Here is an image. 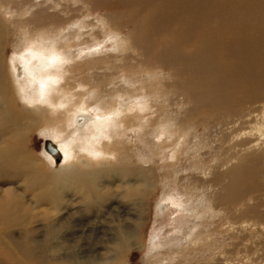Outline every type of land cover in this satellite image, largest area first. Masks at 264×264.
Here are the masks:
<instances>
[{
    "label": "bare ground",
    "instance_id": "bare-ground-1",
    "mask_svg": "<svg viewBox=\"0 0 264 264\" xmlns=\"http://www.w3.org/2000/svg\"><path fill=\"white\" fill-rule=\"evenodd\" d=\"M94 1L107 10L89 18L93 11L65 15L56 0H0V247L8 251L3 234L28 237L44 227L36 210L56 203L65 188L93 201L105 196L104 178L112 175L130 201L144 202L161 188L159 209L176 204L185 214L175 227L179 235L152 241L153 248L182 252L175 263L163 256L159 264L214 259L204 251L223 245L212 234L217 218L225 219L228 238L239 234L240 241L222 246L216 264L256 261L240 245L252 237L249 229L264 224V108L256 105L264 101V59L253 60L247 50L238 65L220 60L215 44L216 28L227 23L263 30L264 0ZM142 3H150L149 12L139 10ZM184 19L190 43L174 35ZM101 38L117 53L91 51ZM83 56L95 68L77 61ZM254 78L258 86H246ZM40 130L56 149L45 142L41 152L51 165L35 151ZM132 134L145 163L134 161ZM204 136L211 138L205 143L214 158L210 173L201 165L202 172L181 175V145L196 153ZM173 180L184 184L179 198ZM190 193L197 200L184 205ZM36 245L35 239L16 244L23 258L39 264Z\"/></svg>",
    "mask_w": 264,
    "mask_h": 264
},
{
    "label": "rangeland",
    "instance_id": "rangeland-1",
    "mask_svg": "<svg viewBox=\"0 0 264 264\" xmlns=\"http://www.w3.org/2000/svg\"><path fill=\"white\" fill-rule=\"evenodd\" d=\"M56 1L59 2L56 9H62L65 15L74 11L78 14L84 12L86 15L90 11H93L89 15V18H92V16L94 17L107 10L104 4L95 3V1L91 3L90 0ZM149 4H138L139 10L142 13L149 12ZM151 4L153 5L154 3L151 2ZM217 8L218 14L224 19L223 15H226V13H223V7ZM186 22V19H184L182 24L176 26L178 30L175 31L176 33L174 35L175 38H181L183 42L190 43L192 41V34H187L188 28ZM245 24V28L244 26H238V28L237 26H232L230 23L223 25L222 22L221 25L223 26L216 28L218 31V39L215 44V57L217 59L227 60L238 65L242 63L243 60L240 58L243 57L242 55L247 50H249V54L253 60L258 61L264 59V51L262 52V49H264V29L258 30L250 22H245ZM172 27L173 25L169 27V30ZM198 27L202 29L201 26ZM221 37L226 38L227 42H221L219 39ZM12 40L13 36L11 37V44L6 48V57L9 61V58H12L13 53L16 51ZM108 41H102L101 38L90 43L96 44L90 47L91 51L96 50V55L103 57L109 54H116L115 47L111 45L112 41ZM88 50V47L84 48L85 52H88ZM83 57L77 58V61L82 60L80 62L81 65H84L87 70L95 68L94 63L92 64L93 66L89 65L90 62L88 63L92 58ZM258 84L259 79L254 78L248 80L246 86L253 87L258 86ZM256 105L262 109L264 108V101L261 100ZM34 139L36 141L34 146L35 151L47 164L51 165L45 154L41 153L44 150L45 142L48 138L40 130L35 133ZM209 139L211 138H207L206 136L202 138L200 142L201 147L195 151L196 153H186L188 150L186 149V144L183 143L181 145V148L186 150V154H182V160L178 164L181 168V175H189L197 171L202 172V169H196L197 166L201 165L203 166L204 172L210 173V168L214 166V158L210 152L211 147L205 144ZM128 140L131 141L134 161L136 163H145L146 160H141L138 155L142 153V145L139 143L138 136L132 134ZM206 152H210V154ZM222 168L225 170L226 167ZM204 172L203 174H205ZM177 182V180L172 181L173 186L171 188L179 187L172 192L176 194V197H181L184 192V184L178 186ZM116 183L118 182L112 175H106L104 185L107 184L106 186H108L109 184L105 188L107 189V193L104 197L94 198L93 201L87 198H85V201H82L75 187L72 188L70 186L65 188L63 191L65 194L58 198L56 203L49 207L47 205L41 206L42 209L45 206L46 208L44 209L46 210H42L41 208L36 210V214L38 215L37 219L44 222L42 223L44 227H39L35 231L33 230L28 237H25L27 236L26 233L18 230L8 235H2L8 251L0 247V264H31L28 259L23 258L21 247L16 246L20 240L26 241V239H35L38 242L34 251L35 255L39 257V264H159L157 260L163 256L167 258L168 262L175 263L174 261L180 258L182 252L170 253L166 250L169 248L168 245L163 247L159 245L158 248H153L152 241L166 243L171 237L179 235L175 227L182 223V215H185L182 213L181 208L176 204H169L168 208H165L163 211L159 209L157 205L163 193L161 188H158L144 202L130 201L120 193L121 187ZM177 192L181 193L177 196ZM188 196L190 199L184 205L190 206L194 200H197L198 196H191V193ZM185 198L186 196L184 195L182 199ZM42 214L43 216H40ZM219 219L221 218H217V222L215 223L216 230L212 232V234L216 235L215 243L221 242L223 244L222 246H227L228 248L231 242H239V234L228 238V235L222 231V223L225 219L221 223ZM51 226H54V229ZM257 226V229H249L247 231V235L252 237L240 245L241 249L244 248L242 253H244V250H249L248 253H250L251 259H257L252 262L250 260L248 264H264V229L261 228L264 224H257ZM243 235L241 234V236ZM152 237L154 238L153 240ZM222 246L217 249L205 250V255L214 254L215 258L205 261L200 259V262L216 264L217 262L214 260L220 256ZM235 257L238 256L235 255ZM163 261V264H165L166 261ZM233 262L235 264H247L246 259L242 261L234 259L230 263L234 264Z\"/></svg>",
    "mask_w": 264,
    "mask_h": 264
},
{
    "label": "water",
    "instance_id": "water-1",
    "mask_svg": "<svg viewBox=\"0 0 264 264\" xmlns=\"http://www.w3.org/2000/svg\"><path fill=\"white\" fill-rule=\"evenodd\" d=\"M46 146L52 153L56 152V149L54 147H51L50 142L47 141ZM58 160H59V158H58Z\"/></svg>",
    "mask_w": 264,
    "mask_h": 264
}]
</instances>
